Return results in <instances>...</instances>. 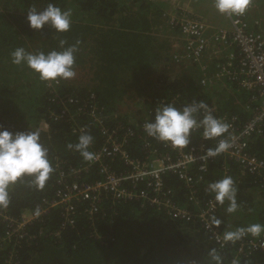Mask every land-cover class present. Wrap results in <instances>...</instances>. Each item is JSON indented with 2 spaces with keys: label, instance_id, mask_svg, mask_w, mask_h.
<instances>
[{
  "label": "trees",
  "instance_id": "1",
  "mask_svg": "<svg viewBox=\"0 0 264 264\" xmlns=\"http://www.w3.org/2000/svg\"><path fill=\"white\" fill-rule=\"evenodd\" d=\"M0 1V58L6 60L0 62V126L13 133L38 130L41 143L49 150L53 168L60 162L61 172L66 175L69 168L86 163L79 153L66 147L68 143L78 141V128L82 127L83 132L93 136L90 151L94 152L104 144L100 129L89 116L85 103L93 97L97 107L103 110V126L123 131L121 128H128L131 119H127L125 114L124 118L122 114L114 116L117 105L127 96V86L132 79L129 75L133 77L158 63L167 66L172 61L168 40L161 43L151 30L156 19L162 17V10L149 0ZM49 2L62 10H71L72 23L67 33H57L47 25L39 31L29 27L27 10L31 7L43 10ZM61 40L66 41L64 48L80 42L75 54V69L84 64L87 54L92 56L96 77L90 87L68 86L64 80L42 82L38 75L23 81L11 75L20 69L10 61L7 63L16 47L47 53L63 50ZM13 68L16 70H11ZM138 80L136 78V82ZM202 80L198 73L183 79L167 77L161 81L158 78L160 88L156 84L153 87L156 99L147 97L142 118L136 115L137 118L132 117V120L135 123L154 120V110L159 107V101L162 98L170 101L175 96H178L175 104L178 108L196 100L206 103L216 100L218 114L237 115L243 121L248 119L250 114L245 112L248 104L245 94L231 87V91L223 90L227 98L222 100L218 96L220 92L214 94L213 89L208 92L207 87H202ZM56 93L58 97L71 96L77 101H60L55 97ZM65 110L70 118H58ZM149 144L159 150L156 141L149 139ZM141 145V139H129L126 146L129 156L142 160ZM250 151L264 159V136L250 142ZM110 165L115 171L122 169L118 160ZM223 165L229 168L234 179L239 207L237 212L229 214L226 212L228 202L218 203L214 216L221 220V224H212L213 228L224 232L251 223L264 224V181L243 173L236 162L225 157H218L210 172L196 180L194 194L170 174L163 178L164 188L177 206L195 212L211 197L208 184L221 177ZM83 177L87 182L98 179L96 167ZM30 179L25 177L10 188V204L7 208H0V212L16 218L22 211L35 210L43 200L50 201L54 197L59 179L56 170L43 190L30 187ZM85 210L84 202L77 205L74 225L62 227L57 208L50 209L40 220L33 222L29 228V241L22 243L18 250L20 264H216L209 254L213 249L220 256L221 264H230L234 258L236 248L228 246L220 250L198 219L181 221L137 200L113 201L107 198L93 216ZM3 232L0 224V236ZM249 238L254 237L247 235L241 239ZM5 245L6 242L0 245V258ZM235 264H264V255L254 253L238 258Z\"/></svg>",
  "mask_w": 264,
  "mask_h": 264
},
{
  "label": "built area",
  "instance_id": "2",
  "mask_svg": "<svg viewBox=\"0 0 264 264\" xmlns=\"http://www.w3.org/2000/svg\"><path fill=\"white\" fill-rule=\"evenodd\" d=\"M258 2L264 0H252L243 16L228 17L231 28L210 25L202 17L192 15L185 9H177L176 19L169 18L171 28H177L181 36V48L171 55L172 64H177L184 71L195 69L203 79L202 87L208 89L221 87L228 91L234 87L237 92L245 94L248 100L245 112L250 114L248 119L243 121L237 115H220L216 111L215 103L207 101L208 103H205L212 114L230 125L228 132L223 137L207 140L202 137L203 129H196L191 133L187 148L173 149L147 136L143 128L145 122L135 123L132 120L128 128H121L123 131L105 128L102 123L103 110L97 107L95 99L91 97L84 107L99 127L104 144L93 152L94 161L71 167L66 175L61 172V163L55 164V170L59 173L58 189L50 201L43 200V204L37 208L40 212L39 216L35 215L37 209L22 211L16 218L0 212L2 219L0 224L4 228L0 236V245L6 242L0 264H20L18 250L21 249L22 243L29 241V228L50 209H59L62 227L74 225L79 203L84 202L85 212L93 216L98 211L99 205L107 198L113 201L137 200L181 221L198 219L220 250L228 246L236 248L230 264H235L238 258L248 257L254 253L264 255V234L235 242L223 240L225 231L214 229L211 223L218 206L213 194L200 209L191 212L177 206L169 198V191L165 190L163 185L164 176L174 175L191 189V194H194L193 187L196 180H201L203 175L206 176L220 156L236 162L243 173L257 176L264 181V159L250 151V142L264 136V23L262 22L264 17L248 20L249 12ZM256 7L258 9V6ZM58 96L56 93L55 97ZM177 97L170 101L162 98L159 106L167 103L175 105ZM58 98L60 101L65 100L66 103L77 101L71 96ZM153 98L156 99L155 96ZM200 101L196 100V102ZM200 115L202 118L203 113ZM116 116H119L118 111L114 117ZM58 118L69 119L70 116L65 110L60 112ZM77 132L81 134L83 128H78ZM135 137L142 141L141 148L144 153L142 160L130 157L126 150L128 140ZM149 139L156 141L159 150L151 148ZM220 139H227L231 147L215 157L201 159ZM115 160L122 164L120 171H115L110 165ZM92 167H96L99 178L87 182L83 176ZM220 174L221 177L211 183L230 175L229 168L223 165Z\"/></svg>",
  "mask_w": 264,
  "mask_h": 264
},
{
  "label": "clouds",
  "instance_id": "3",
  "mask_svg": "<svg viewBox=\"0 0 264 264\" xmlns=\"http://www.w3.org/2000/svg\"><path fill=\"white\" fill-rule=\"evenodd\" d=\"M252 0H213V7L217 13L225 17H240L248 10ZM71 10H62L49 2L43 10L31 7L27 10V23L33 30H42L50 26L57 33L70 31L72 23ZM65 40L60 41L63 50L30 52L24 47H16L10 53L11 63L18 67H26L42 82L57 80H71L76 77L75 54L78 52L79 41L76 45L64 48ZM212 102H216L213 100ZM203 113L202 118L200 114ZM230 125L222 119L216 118L209 106L204 102L185 104L178 108L171 103L161 104L155 109L154 120L144 123L143 128L147 136L172 147L185 149L190 143L193 130L203 129L202 137L207 140L223 137ZM93 136L82 132L76 143H68L67 149L73 150L86 162H92L95 154L90 151ZM231 144L227 139H220L215 147L210 148L201 159L215 157L227 151ZM55 171L49 160V150L41 143L40 132H11L0 126V208H7L10 204L9 190L21 182L25 177L30 179V187L43 190L50 175ZM208 192L214 195L215 201L223 205L226 201V212L235 213L238 210L237 188L232 176L209 183ZM35 215L39 216L37 209ZM213 225L219 226L221 220L213 216ZM264 234V224L251 223L247 226L236 227L223 233L225 242H235L250 235L259 237ZM216 264H221V258L213 249L210 253Z\"/></svg>",
  "mask_w": 264,
  "mask_h": 264
},
{
  "label": "rangeland",
  "instance_id": "4",
  "mask_svg": "<svg viewBox=\"0 0 264 264\" xmlns=\"http://www.w3.org/2000/svg\"><path fill=\"white\" fill-rule=\"evenodd\" d=\"M170 2H172V0H170ZM167 4V1L163 2V6H165ZM194 4H196L197 8L196 11L203 13V9L209 4V2H205V0H194ZM214 11V9H213ZM215 12V11H214ZM193 15V14H192ZM203 16V15H202ZM221 16V15H220ZM223 16V15H222ZM177 16L175 14H173L170 19H176ZM204 20H208L207 17L203 16ZM228 19V17H226ZM258 18V17H257ZM207 22V21H206ZM169 30L172 32V38L173 41L176 44H172L170 47L172 49L173 52L175 51H179V49L181 48V44H180V39L181 36L179 34V31L177 28L173 27L171 28L170 24H167ZM224 26H227L225 28H231L230 26V22L229 19L226 20ZM223 27V26H220ZM167 31V30H166ZM166 35H168L169 38V42L171 41L170 37H169V33L160 36L163 38H166ZM172 42V41H171ZM172 53V52H171ZM173 54V53H172ZM5 57V56H4ZM91 58L92 56L87 54L85 59H84V64L77 67L75 69L76 71V77L74 79L71 80H67L65 81L67 83L68 86L73 85L76 87H85L88 88L90 87L92 84H94L95 82V69H94V64L91 62ZM6 60L4 58H0V62H5ZM9 63V61L11 62L10 57H8L7 60ZM13 71H15L16 69L13 68L11 69ZM17 73H11L12 76H16L19 77L21 80H27V79H33L35 77H37L36 74H34L32 71H30L29 69H22L20 67V69H17ZM184 69H182L181 67H178V65H174L172 64V62L169 63V65L165 66L162 65L160 66V63H158V65L156 67H153L151 69H146V70H142L139 71L138 73H136L133 77L130 74V82L127 86L128 88V93L127 96L117 105V111L118 114L121 115L122 113V117H124L123 115L125 114V116L127 119H131L132 121V117H134L135 119L138 117L139 119L142 118L143 116V109L144 107V103L146 101L147 97H154V91H153V87L154 84L157 85L158 88H160V85L158 83V78L161 81H164L167 77H171V79H183V77H191V74L196 75L198 72L195 69H192L188 72L190 73H184ZM195 77V76H194ZM136 78H138L139 80L136 82ZM196 83H194L195 85ZM207 89V88H206ZM211 89H207V91L209 92ZM224 89L221 87H217L215 89H213L214 94H218V96L223 100L226 99V92L223 91ZM223 91V92H221ZM217 103V101H216ZM141 111V113L136 114V112ZM137 115V117H136Z\"/></svg>",
  "mask_w": 264,
  "mask_h": 264
},
{
  "label": "crops",
  "instance_id": "5",
  "mask_svg": "<svg viewBox=\"0 0 264 264\" xmlns=\"http://www.w3.org/2000/svg\"><path fill=\"white\" fill-rule=\"evenodd\" d=\"M149 1H151V3L154 5H158L160 10H162V17L156 19L155 24L151 28V30H153V34L157 37V40L160 41L161 43H163L165 39L168 40L169 42V38H168V35H166V38H163L160 36H163L169 33L170 39L172 38V32L169 30L168 25H167L169 24V22L168 23L166 22L169 21V18L173 14H175L177 9H185L187 10L188 13L202 17V18L203 16H205L208 19L206 20L207 23L210 25L217 26V27L223 26L222 28L227 27V26H224V24L226 20L228 19L225 16H222V15L220 16V14L216 12V10L213 7V0H205V2H209V4L203 9V13L196 11L197 6L196 4H194V0H172V2H170V0H149ZM164 1H167V4L165 6H163ZM256 6H258V9ZM213 9L215 12L213 11ZM257 17L258 18L264 17V2H261V3L258 2L255 5V8L252 11H250L248 14L249 21L257 19ZM262 22L264 23L263 19H262ZM171 41L168 43L169 47L172 44L173 45L176 44L173 41V39H171ZM171 52H173L172 49H171Z\"/></svg>",
  "mask_w": 264,
  "mask_h": 264
}]
</instances>
